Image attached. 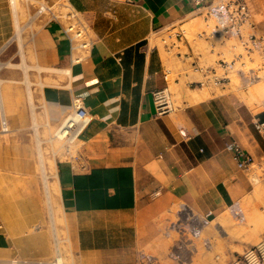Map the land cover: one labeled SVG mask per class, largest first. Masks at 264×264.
<instances>
[{
  "label": "crops",
  "instance_id": "crops-1",
  "mask_svg": "<svg viewBox=\"0 0 264 264\" xmlns=\"http://www.w3.org/2000/svg\"><path fill=\"white\" fill-rule=\"evenodd\" d=\"M6 1L0 0V10ZM62 1L87 24L91 46L70 49L64 21L44 14L30 37L34 65L44 70L30 68L21 80L27 120L39 145L35 106L46 124L56 127L78 98L91 119L73 151L55 158L71 264H140L143 251H160L164 214L173 206H178L175 215L186 204L211 220L251 194V166L255 160L264 164V131L257 129L264 122V101L246 100L228 83L195 102L188 99L193 89L184 91L180 106L156 113L153 92L168 85V65L179 58L172 51L174 31L184 33L188 21L212 16L208 10L224 0ZM251 1L264 13V0ZM257 28L264 30V22ZM6 82L0 78V112L10 126L8 91L1 89ZM10 131L0 130V168ZM230 140L241 144L251 166L237 168L225 150ZM34 238L32 250L24 252L19 232L10 235L0 224V255H46L49 247ZM226 252L228 262L236 256L229 246Z\"/></svg>",
  "mask_w": 264,
  "mask_h": 264
},
{
  "label": "rangeland",
  "instance_id": "rangeland-1",
  "mask_svg": "<svg viewBox=\"0 0 264 264\" xmlns=\"http://www.w3.org/2000/svg\"><path fill=\"white\" fill-rule=\"evenodd\" d=\"M9 1H6L7 8L0 10L3 11L0 15V27L3 31L0 35V37H3V41L0 43V78L7 80L6 83L1 85V89L2 92L4 90L8 91V106L5 103V109L8 107L9 115L11 116V121L9 122H12V125L10 123L9 126L11 127V134L5 135V160L4 166L1 165L0 168V224H5L10 235L15 234L16 230L19 232L23 240L21 247L24 252L32 250V236H36L34 240L37 243L43 246L45 244L49 247V252L46 255L38 256V258H51L55 254L53 247L54 237L52 227L50 222H48L45 183L39 158L41 159L40 155L43 152L45 166H48L50 162L55 165V158L60 157L66 149L73 151L74 143L68 144L63 140L52 138L55 127L46 124L40 108L35 106L39 125L36 135L43 141L42 144L36 145L33 128L30 127L28 121L27 91L25 84L21 81L23 72H29L30 74V68L25 69L24 67L20 51L21 47L15 38L14 15ZM245 1L249 8V18L239 27L243 40H248L251 34L257 37H264V30L257 28L260 23L264 22V13H257L251 0ZM60 2L63 1L54 2L52 4L54 5L53 8H57ZM42 4L50 5L46 0H16L20 25H24V29L21 32L22 50L24 51L26 62L33 65L34 56L30 37L40 26L44 14H48L46 12L38 14L37 11ZM33 15L34 18L32 20ZM216 24L217 21L214 16H209L206 19L203 17L195 18L181 27L182 31H184L181 38L173 37V55H179V58L174 59V62L168 65L167 68V91L169 92V99L173 108L180 106L184 91L188 92L191 89L199 88L208 92L211 90L218 91V88L225 87L228 83H230L232 89L242 90L246 100L257 99L264 101V91H256L257 93L254 91L256 84L264 83V51H253L247 55L244 45L237 36L221 35L211 37L210 32ZM177 31L175 30L174 33ZM219 37H221L220 40H218ZM239 55H242L243 58L239 62L237 61L233 68L240 67L244 71L252 68L260 75L259 79L244 84L240 74L232 71L229 74L230 81L224 85L208 84L201 87L190 84L193 80L202 79L201 73L195 69L196 66L214 67L217 66L219 59L230 61L236 59ZM240 62H243L242 66ZM34 69L31 68L32 73H34ZM24 113L26 114V119L23 118L25 117L23 116ZM38 152L40 154L39 157ZM252 165L254 166H251L249 177L253 184L252 176L257 175L261 179L260 185L257 186L255 193L252 191L250 195L240 200L234 208H230L233 212H239L234 215L232 222H230V218L227 217L226 211H224L217 218L209 220L201 237L193 240L196 246L195 250L189 252L183 248L180 257H173L171 253L172 244L179 235L173 230L166 232L165 228L169 220H175V210L178 208L175 205L169 212L166 211L164 214L162 225L164 236L160 251L145 250L141 260L145 261L148 255H154L156 256V261L152 262L155 264H229L226 252L228 246L238 256L246 248L258 243L264 236V164H260L255 160ZM49 180L51 181V178L48 179L50 183ZM51 199L52 210L57 220L58 237L62 240L60 243L61 254L66 264H71V256L64 240L66 231L63 225V215L58 208V201L53 196ZM168 218L170 219L168 220ZM59 219L60 221H58ZM220 222H223V224ZM253 229L257 230V233ZM252 230L254 235L251 233ZM205 238L210 242L208 248L202 243ZM236 241L246 243V247L235 245ZM187 248L190 249L191 247L187 246ZM21 257L32 258V254L26 255L22 253ZM8 258L10 257L0 255V264H5L3 261ZM232 258L234 259V257Z\"/></svg>",
  "mask_w": 264,
  "mask_h": 264
},
{
  "label": "built area",
  "instance_id": "built-area-1",
  "mask_svg": "<svg viewBox=\"0 0 264 264\" xmlns=\"http://www.w3.org/2000/svg\"><path fill=\"white\" fill-rule=\"evenodd\" d=\"M45 8L39 7L40 14L48 13L50 19L64 21L62 26L64 33L68 36L70 41V49L80 48L81 50H89L91 46V39L87 35V24L83 22L78 14L72 10L66 2H60L57 8H53L54 5L47 6ZM208 13L217 21L216 26L211 30V37L221 35H234L237 36L241 43L244 45L246 54L249 55L253 51H264V37L255 36L251 34L248 40H243V36L239 30V27L243 22L249 18V8L245 0H224L218 7L210 8ZM59 21V22H60ZM61 24V22H60ZM181 31L175 32V37H182ZM242 55L236 57V59L226 61L219 59L217 66H196L195 69L201 73L199 80H193L190 84L197 86H204L208 84L224 85L230 81L229 74L232 71H236L240 74L244 84H248L260 78V75L256 70L249 68L244 71L242 68H233L236 62L242 59ZM243 65V62H240ZM167 80V74L164 75ZM167 86L161 90L153 92L154 103L156 107V113L162 114L167 111L173 110V105L169 99V92ZM90 117L87 114L86 109L82 106L80 100L75 98L72 102L70 111L63 117L61 122L55 127L52 138L57 140H63L68 144L74 143L82 132L86 129L90 123ZM9 125L5 117L3 109L0 112V130L8 131ZM257 129L264 131V122L257 124ZM182 135L185 133L181 132ZM225 150L230 152L236 162L237 168L245 169L250 164V157L241 144L236 140H230L225 143ZM209 222L207 216L198 214L190 209L186 204H181L179 211L175 215V220L168 222L166 226V232L171 230L175 231L179 236L172 244L171 253L173 257H180V253L183 248L191 252L195 250L196 246L194 241L201 237V234ZM203 245L208 248L210 242L208 239H203ZM190 246L191 248H187ZM61 252V251H60ZM59 256H62L61 253ZM57 254H54L51 258H23L20 256H12L3 261L5 264H57ZM153 257L148 255L146 260H140V264H149L153 260ZM229 264H264V236L258 243L246 248L242 254L235 256L234 259L229 261Z\"/></svg>",
  "mask_w": 264,
  "mask_h": 264
},
{
  "label": "bare ground",
  "instance_id": "bare-ground-1",
  "mask_svg": "<svg viewBox=\"0 0 264 264\" xmlns=\"http://www.w3.org/2000/svg\"><path fill=\"white\" fill-rule=\"evenodd\" d=\"M10 3H11V10L13 11V15H14V22H15V38L18 40V43H19V46L21 47V49H20V51H21V54H22V57H23V62H24V67H25V69H27V68H36V69H38V70H41V69H43L44 70V68L43 67H41V66H37V67H35V65H31V64H29V63H27L26 62V60H25V54H24V51L22 50V43H21V32H22V30L24 29V25H20V21H19V17H18V9H17V5H16V0H10L9 1ZM43 2V1H42ZM41 6V8L43 9V8H45L46 6L44 5V4H42V5H40ZM38 8V7H37ZM38 12V14H39V12H41V10L39 11H37ZM36 14V13H35ZM33 18H34V15L32 16V20H33ZM39 18V17H38ZM29 20H31V19H29ZM28 20V21H29ZM25 23H26V21H25ZM31 23V22H30ZM27 24V23H26ZM29 26V25H28ZM31 29V28H30ZM221 39V37H219L218 38V40H220ZM10 65V64H9ZM13 65V64H12ZM48 69V68H47ZM50 69V68H49ZM54 70H56V69H54ZM58 70V69H57ZM50 71H53V69H51ZM66 72H67V70H65ZM60 72H62V71H60ZM66 74V73H65ZM193 91H194V89H193ZM198 91L200 92V93H197V91H194L193 93H192V95L191 96H189L188 97V99L190 100V102H192V101H194L195 102V100H198V99H200V98H202V97H207L208 96V91H206V90H202L201 88L200 89H198ZM254 91H255V93H257L256 91H260V92H262V91H264V83H258V84H256V86H255V88H254ZM259 93V92H258ZM260 94V93H259ZM210 95V94H209ZM258 95V94H257ZM201 100V99H200ZM41 152V151H40ZM43 152L41 153V159H40V168H41V171H42V173H43V176H44V183H45V194H46V200H47V207H48V212H49V219H50V225H51V227H52V231H53V237H54V252H55V254H57L58 255V253L61 251L60 250V243H61V239L58 237V228H57V220H56V218H55V215H54V213H53V210H52V202H51V198H52V196L57 200V195H58V182H57V180H56V174H55V165H54V163H52V162H50L49 164H48V166H45V161H44V157H43ZM251 166V165H250ZM252 166H254V165H252ZM257 167H259V166H257ZM252 169H253V167H252ZM253 171V170H252ZM254 171H256V170H254ZM48 172V173H47ZM253 173V172H252ZM252 173H251V175H252ZM257 174V173H256ZM49 178H51V181H50V183L48 182V179ZM250 178V177H249ZM260 178L256 175V176H252V181H253V184H254V188H253V193H255V191L257 190V186H259L260 185ZM50 189H51V191H50ZM58 201V200H57ZM58 208H59V210L61 211V213L63 212L62 211V208H61V206H59V204H58ZM226 215H227V217H229L230 218V222H232V220L234 219V215L236 214H238L239 212H236V211H231L230 209L228 210H226ZM244 215V214H243ZM167 217V216H166ZM245 218V217H244ZM247 218V217H246ZM61 219V218H60ZM60 219L58 220V221H60ZM238 219V218H237ZM62 220V219H61ZM169 220V219H168ZM63 221H64V219H63ZM170 221V220H169ZM166 222H167V220H166ZM245 222H246V220H245ZM62 223V222H61ZM221 224H223V222H220ZM63 224V223H62ZM248 224V223H247ZM64 225V224H63ZM167 225V224H166ZM163 227V226H162ZM255 227V226H254ZM254 230V232H256L257 230H255V229H253ZM253 230L251 231V233H253V235H254V232H253ZM60 231H61V229H60ZM257 233V232H256ZM172 235V234H171ZM67 237V236H66ZM65 237V239L64 240H67V238ZM194 244V243H193ZM61 253V252H60ZM57 264H66V262L64 261V257H63V255L62 256H59L58 255V257H57ZM160 262V261H159Z\"/></svg>",
  "mask_w": 264,
  "mask_h": 264
}]
</instances>
